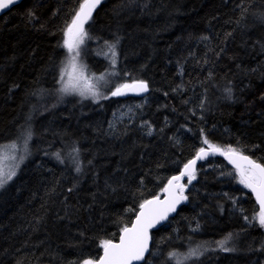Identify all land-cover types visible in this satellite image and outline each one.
<instances>
[{
    "label": "trees",
    "instance_id": "obj_1",
    "mask_svg": "<svg viewBox=\"0 0 264 264\" xmlns=\"http://www.w3.org/2000/svg\"><path fill=\"white\" fill-rule=\"evenodd\" d=\"M81 3L23 0L0 16V146L31 137L0 191V264L95 262L205 140L264 165V0H103L78 59L114 70V85L146 81L143 98L67 82ZM194 176L141 264H264L260 209L238 171L214 156Z\"/></svg>",
    "mask_w": 264,
    "mask_h": 264
},
{
    "label": "snow or ice",
    "instance_id": "obj_2",
    "mask_svg": "<svg viewBox=\"0 0 264 264\" xmlns=\"http://www.w3.org/2000/svg\"><path fill=\"white\" fill-rule=\"evenodd\" d=\"M15 0H0V10L8 8L13 4ZM100 3V0H83V3L80 4L79 10L75 13L74 18L71 24L67 27V33L70 37L66 41V46L69 51H75V55L72 57V67L75 69V61L79 56V51H77L80 44L83 43L84 37L87 33L84 30V24L91 18V14L96 6ZM113 50L115 45L110 46ZM63 78V77H62ZM133 88L139 91H147V84L143 81L135 82L133 85H121L117 88L112 95H121L123 94L121 89ZM67 90V89H65ZM230 91V90H229ZM83 95V92H81ZM93 96L96 93H92ZM30 133L27 139H30ZM27 139L25 140V149L27 147ZM205 144H208L209 148L213 151H220V149L211 145L207 140L204 141ZM11 148L15 149L16 145L13 143ZM75 151L78 152V149ZM229 153H235V149H229ZM201 154H205V149L201 148L197 153L196 159L202 158ZM59 159V153L56 154ZM12 159H15L13 156ZM196 159L189 161L188 164L184 166L185 171L180 174V176H173L169 181V187L165 191H170L173 186V181H176L175 187L180 189L181 193L185 185H181L179 181L185 175L189 177V183L195 178L193 171L190 170L192 166L195 165ZM239 160L244 163H239L236 159H233L231 162L236 165V168L240 174V183L245 187L250 188L252 192L256 194V198L260 203V210L257 219L260 226L264 227V165L258 164L255 161L251 160L247 156H240ZM77 171L80 169L77 168ZM15 175L14 170L4 171L0 167V186L10 180ZM187 199V197H183ZM178 200H173L168 207L164 210L158 208L150 209L148 212H145V208L148 205H153L155 201H145L144 204L140 206V213L137 216L136 223L132 228H124V235L120 237V243L114 244L112 241L107 240L103 241L104 255L99 258L98 264H133V261H139L144 258V253L148 249L149 235L148 229L153 227L160 219H165L167 217L168 211H175V203H178ZM223 247V243H221ZM227 250V249H226ZM195 254V253H191ZM83 264H93V261L86 260Z\"/></svg>",
    "mask_w": 264,
    "mask_h": 264
},
{
    "label": "rangeland",
    "instance_id": "obj_3",
    "mask_svg": "<svg viewBox=\"0 0 264 264\" xmlns=\"http://www.w3.org/2000/svg\"><path fill=\"white\" fill-rule=\"evenodd\" d=\"M83 44V43H82ZM81 46V44L79 45ZM79 50V47L77 51ZM111 63L116 64L117 63V54L116 51L110 48L108 50ZM75 55V51L72 54V57ZM80 56V52H79ZM72 57L71 60L68 62L67 66V72H66V80L69 84L73 83L75 87L81 89V90H90L94 91L97 87L102 84L99 89L100 90H110L109 94L112 95V93L119 88L123 84L119 85H114L115 83V77H116V72L114 70L110 71L109 74L103 75L101 74H96L91 72V70L87 67V65L83 62L80 61V59H76L75 64L76 67L73 69L72 67ZM114 85V86H113ZM130 113V108L127 106H122V109L114 114V120L121 119L124 114ZM25 138L18 139L16 141H11L9 143L3 144L0 146V167L4 169L5 172L9 170H14L15 175L10 179L7 180L6 183H4L2 186H0V191L3 190L4 187H6L18 174L20 167L26 160V156L28 153L29 149V141L27 140V147L25 149ZM15 143L16 148L13 149L11 148V145ZM15 157V159H12V157Z\"/></svg>",
    "mask_w": 264,
    "mask_h": 264
},
{
    "label": "water",
    "instance_id": "obj_4",
    "mask_svg": "<svg viewBox=\"0 0 264 264\" xmlns=\"http://www.w3.org/2000/svg\"><path fill=\"white\" fill-rule=\"evenodd\" d=\"M22 1L23 0H15V2L13 4H11L8 8L0 10V16H2L3 14H5L12 7L20 4ZM102 1L103 0H100V3L96 6V8L101 4ZM96 8L93 10V12L91 14V18L94 15V12H95ZM86 23L84 24V27H85ZM135 82H138V81H135ZM135 82L130 83L128 85H133ZM143 82H145L147 84V91H139V90H136V89H133V88L121 89V91H122L123 94H121L119 96L122 97V98H127V97H145L149 93V85H148V83L146 81H143ZM216 148L220 149V151H213L210 148H205V154H201L202 155V158L196 159V156H197V154H196L191 159V160L196 159L195 165L192 166V168L190 169V170L193 171V174L196 172V170H197V168H198V166H199L200 163H202L203 161H205V160H207L209 158H212L214 156L222 157L230 166L234 167L237 171H238V169L236 168V165L231 162L233 159H236L239 163H244L243 161L239 160V157L240 156H247L251 160L255 161L251 156H249L247 154H243V153H240V152H237V151H235V153H229V151H225L222 148H219V147H216ZM191 160H189V161H191ZM189 161L186 164H188ZM255 162L258 163V164H261V163H259L257 161H255ZM184 171H185V169L183 167V169L177 175H175V176H180V174L182 172H184ZM238 173H239V171H238ZM186 176L187 175L183 176L181 178V180L179 181V183L181 185H182L183 178L186 177ZM176 183H177L176 181H173V186L170 189V191H165L164 190V193L162 195L155 196V197H152V198H150V199L147 200V201H155L156 203H154L153 205L146 206V208L144 209L145 212H148L150 209H154V208H158L160 210H164V209H166L168 207V205L171 202H173L174 199L175 200H178L179 202L178 203H175V211H168L167 212V217L165 219H160L157 223H155V225L153 227H151V228L148 229V235H149L148 249L144 253V258L142 260H139V261H133V264H141L146 259L147 255L149 254L150 248H151V242H152V235H151L152 231L155 230V229H157V228H159L161 225L166 224L169 221L170 218H172V217H174L176 215V213L179 210V208L181 206L185 205L188 202L187 199H184L183 198V197H187L184 189L182 190V193H181L180 189H178V188L175 187ZM168 187H169V184L166 185L165 189L168 188ZM248 189L253 194V196H254V198L256 200V203H257V205H258V207L260 209V203H259V201L256 198V194L254 192H252V190L250 188H248ZM140 211H141V209L138 210V212H137L135 218L133 219L132 223L129 226H127L126 228H129L130 229V228L133 227V225L136 223V219H137V216L139 215ZM122 235H124V232L123 231L121 232L120 237ZM120 237H119L118 240L112 241V242L114 244H119L120 243ZM103 255H104V250H103L102 255L100 256V258L103 257ZM98 261H99V259L96 260L95 262H93V264H98Z\"/></svg>",
    "mask_w": 264,
    "mask_h": 264
},
{
    "label": "bare ground",
    "instance_id": "obj_5",
    "mask_svg": "<svg viewBox=\"0 0 264 264\" xmlns=\"http://www.w3.org/2000/svg\"><path fill=\"white\" fill-rule=\"evenodd\" d=\"M139 98H141V97H139ZM142 98H143V97H142ZM206 148H209V147H206ZM204 149H205V148H204ZM198 152H199V151H198ZM198 152H197V153H198ZM197 153H196V154H197Z\"/></svg>",
    "mask_w": 264,
    "mask_h": 264
}]
</instances>
